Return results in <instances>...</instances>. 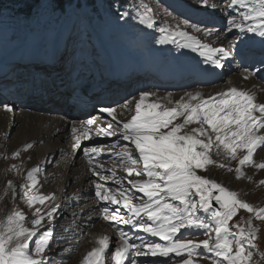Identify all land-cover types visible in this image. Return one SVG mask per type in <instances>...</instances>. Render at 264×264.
Masks as SVG:
<instances>
[{"label":"snow or ice","instance_id":"6c2138e0","mask_svg":"<svg viewBox=\"0 0 264 264\" xmlns=\"http://www.w3.org/2000/svg\"><path fill=\"white\" fill-rule=\"evenodd\" d=\"M226 2L227 0H220V4ZM195 6L205 11H215L219 7L216 3L210 5L209 0H195ZM237 6L241 9L237 15L243 19L237 20L230 16L226 21L229 29L264 37V0H231L228 10L232 11ZM121 18H124L123 14ZM185 20L194 28H200L199 24L187 18ZM140 23H145L143 17ZM208 34H211V29L208 30ZM179 35L183 36L185 33L181 32ZM208 51L217 57L211 61V65L221 69L225 61L233 59L236 55L224 47H212ZM261 65H264V59L261 60ZM199 70L207 71V68ZM257 71H264V67L258 66ZM243 79L248 80L249 76L245 75ZM24 86L19 85L20 88ZM148 95L150 93H140L139 100L135 103V115L122 123V140L127 142L125 147L131 149L134 146V152L138 154V158L132 151H126L121 157L122 163L126 161L131 165L141 163L143 165L141 169L127 168V176H143L147 179L130 180L128 181L131 185L130 189L121 186L119 190L97 183L95 197L112 205H122L128 213L125 216L119 208L115 212H110L108 207H103L105 221L129 225L132 229L158 237L160 241L166 243L148 242L142 236L126 238L128 233L120 230L123 243L116 247L110 260L113 264H129V255L135 250L136 256L151 255L170 258V254H174L176 257H181L180 264H194L193 258L202 255L198 249L203 247L208 253L220 258L213 259L212 264H225V262L226 264H247L252 252L245 247V230L240 229L238 233L231 232L229 221L237 215L238 209H244L249 213L254 209L248 203L239 200L234 192L227 191L220 184L199 175L198 170H203L206 165L215 163L209 155L214 147L222 148L233 160L238 158V150L245 151L246 154L239 158V165L254 163L253 154L257 148L264 145V134H260L261 129H264V103L257 104L249 92L232 87L219 99H210L194 105L183 103L179 106V111L175 108L157 111L158 104L144 103ZM197 95H191V99L196 100ZM127 103L125 101V107ZM0 107L8 112L14 111L11 105H0ZM97 111L100 114H106L99 115L98 119L107 121V126L96 127V135L111 138L114 134L109 129L121 126L117 108L99 106ZM256 112L260 115H255ZM177 116L185 117L183 124L173 125V120ZM87 123L91 125L93 120L89 119ZM190 123L200 124L199 128L192 129L195 135L181 134L184 125ZM170 125L173 126L169 127ZM204 125H207V129ZM164 129L167 131H163ZM77 131L78 129L73 127L72 132ZM83 135L84 138H88L87 132ZM202 137L205 139H201ZM76 140V144L73 145L74 152L81 149L80 137ZM25 148L31 149L33 145L26 144ZM84 151L86 154L91 152L99 155L97 146ZM12 155L15 157L19 155V152H13ZM91 162L90 158L89 163ZM220 166L223 167V165ZM255 167L264 169V163L255 164ZM39 171V166L27 170L26 179L31 181V184L22 185L21 189L35 188ZM236 171L240 172V168L237 167ZM92 175L99 176L101 181L111 179L95 170H92ZM120 181L121 178L115 179L116 183ZM260 183L264 184V181ZM8 184L11 187L12 182L9 181ZM214 192L217 194L214 195ZM136 193L142 196H137ZM193 194L199 198L198 201L192 198ZM12 195L15 200L17 198L15 190ZM49 199L51 198L45 195L29 196L28 205L30 207L37 203L44 205ZM134 200L141 202L134 203ZM213 201L218 207H214ZM198 207L205 213L210 212V217L197 215ZM33 211L36 218L31 221L32 230L25 226L29 218L22 211H14L3 224H0V264H51V259L45 253L51 252L55 233L50 227H45L42 222L47 217L49 225L54 223L55 215L60 211V205H50L44 210L34 207ZM257 215L264 218V210ZM232 227L236 228L237 225L233 224ZM182 229H203V235L209 238L199 242L194 238L185 240L182 238ZM211 232L215 233L214 243H210L212 237L209 233ZM247 239H252L250 232ZM134 240L140 242L136 243ZM98 243L100 247L93 248L87 253L84 264H105L101 257L109 246L108 239H100ZM145 248L146 252L143 251ZM185 254L187 258H184ZM131 264H139V261H132Z\"/></svg>","mask_w":264,"mask_h":264},{"label":"rangeland","instance_id":"374dc122","mask_svg":"<svg viewBox=\"0 0 264 264\" xmlns=\"http://www.w3.org/2000/svg\"><path fill=\"white\" fill-rule=\"evenodd\" d=\"M54 0L50 1L53 2ZM138 6L141 7L144 14L151 18L153 21H157L159 24H163L168 30H164L161 34H156L155 37L151 36L149 38L152 39L151 41L155 40L152 46H148V43L145 45H138L137 48L144 52L145 57H142V52L140 53V59H141V65L139 68L143 69L147 75H150V80L148 79V82H152V84H155L158 80L160 81L162 78L161 75V66H160V59L155 58L153 55L156 51V48L159 44L163 45V47L167 46L166 52L163 54V58L166 61H169L172 59V62H166L165 68L167 70L170 69H179L182 67H186L189 64L193 65H201V62L199 58H205L203 57V54H198V52L193 51L192 49L188 48L189 41L185 40V38L179 33L183 32L186 36H192L196 39H200L201 43L205 44H214L217 42L218 38L221 39V45L229 49L228 46L231 45L230 43H233L236 58H233V62H231L232 65L238 64L240 67H232L230 65V68L234 69L228 74L225 75V77L222 79V81L218 82V84H226L227 81L234 75L235 71H249L250 73L254 74L257 79L264 83V71H257L258 66L264 67V65H261V60L264 59V43H262V40H264V37H261L260 35H252L251 33H241L237 29H229L228 24L226 21L230 16L235 17L237 20H242L243 18L241 16L237 15V12L241 11L239 7L237 6L234 10L229 11L228 5L231 3V0H227L225 4H220V0H209V4L216 3L219 5V7L215 10H202L199 9L197 6H195V0H182L185 4L188 5V10H193V13L188 14V12L182 11L180 15H178L177 12L173 11V8L179 9V5H174L168 7L162 2H158V0H133ZM7 8H12L13 0H4L3 1ZM218 17V18H217ZM185 18L188 20L193 21L195 24H199L200 28L196 29L193 27L192 24H189L186 22ZM1 25V24H0ZM85 23L78 24V26L75 28L76 31L79 30V27H83V31H88V29L85 26ZM186 27V28H184ZM142 29H146V26L142 24ZM211 29V34H208V30ZM217 33V34H216ZM86 41L91 38L90 34H84ZM219 36V37H218ZM67 37V40H66ZM65 42L60 44L59 42L54 44L53 46H50L48 50H39L37 49L39 39L37 36L33 35L31 36V46H29L28 53H31V56H27L26 60L28 64L24 62H20L24 57V49L19 50H10L7 54L5 53L6 45L9 43L5 39H1L0 37V74L5 71V67L8 64H11V67L9 68L10 75H15L17 77L22 76L23 78H26V82L30 85L32 83H36L37 81L43 80L44 82H48L53 79V77L56 75L54 71L48 72V70H37L34 67V63L36 62V59L40 57L41 51H44V55L47 57H52L54 59V53L57 51H61V63L63 65V74L67 80V83L69 87L73 90V92H68V99L65 101H62L61 105H65L68 102L73 101V103L76 104L77 100L81 97L85 98L86 96L90 97L89 99L92 102H102L107 103L109 101V98H106L104 94L99 93V88L105 84H108L110 86L115 85V87H118L115 91V94L113 95V98L116 99H124L128 103L130 102V99L134 98L136 94H133L136 92V90H133L132 83L128 82L129 80H126L124 82L125 86L128 87V89L133 92L128 94H123L121 92V83L119 82L116 84V78L112 80H106L105 79V72L107 68L110 66V62H100L102 58H95L96 57V51L95 48H92L91 51L87 53V48L84 47V45L81 43L79 48L72 49L74 44V36H65ZM182 39V41L178 40V44L173 45L172 39ZM144 39V37H142ZM68 41V42H67ZM68 43V44H67ZM154 46V47H153ZM171 47L177 48L175 50L176 59L171 56V52L173 50ZM129 48V47H127ZM80 52H75V50H78ZM126 49V48H125ZM125 49L118 50L117 56L118 60L116 62V65L113 64L111 66L113 68L115 76L120 75V72H126L128 75H130L128 68H126V64H130L131 61L136 60V58H132ZM71 50V51H70ZM22 52V53H20ZM87 53V54H86ZM38 56V57H37ZM146 58V59H145ZM179 59V61H177ZM207 59V58H206ZM236 61V62H235ZM205 63V62H203ZM29 65V67H25ZM229 67H225L224 70H227ZM237 69V70H236ZM48 72V73H47ZM247 75V72H245ZM138 75V74H137ZM232 75V76H231ZM114 76V77H115ZM135 77V74L132 75ZM204 76V77H203ZM231 76V77H230ZM207 75H202V78L205 79ZM229 77V78H228ZM228 78V79H227ZM55 79H53L54 81ZM56 82V81H54ZM11 83V82H10ZM136 85L138 89H141L144 87V84L142 81L138 80L136 82ZM244 85V84H242ZM239 86L236 85H227V87H236ZM214 86H211V89ZM208 89L197 87L193 90L198 89H205V91L211 90L209 87H206ZM97 90V91H96ZM148 91V90H146ZM145 91V92H146ZM29 92V91H28ZM148 92H151L150 95H156L158 96L159 93H154V90H149ZM184 92V91H182ZM23 93V92H21ZM31 92H29L30 94ZM187 96H190L189 94L192 93V91L186 92ZM29 94H26L29 95ZM96 94V95H95ZM140 95V92L137 93ZM67 95V94H66ZM99 95V96H98ZM164 95V94H161ZM78 96V98H76ZM129 96V97H128ZM138 96V95H137ZM135 96V98L137 97ZM167 96V95H166ZM12 97L16 98V101L20 99V95L12 94ZM74 97V98H73ZM128 97V98H127ZM162 97V96H161ZM221 96H215L211 99H219ZM8 98H10L8 96ZM191 98V97H190ZM88 99V98H87ZM210 100V99H209ZM24 101V98H22V101ZM89 100H86L85 103L80 105H75V109L77 108L78 112H82V114L89 113L92 111V102ZM111 101H114L113 99ZM208 101V100H206ZM57 99H54L50 104H47L46 106L39 105L35 107H29L31 111H39L41 114L50 115L53 116L57 120L62 118L61 121H63L64 117L68 115H64L66 111L60 110L58 107H54L53 103H56ZM127 103V105H128ZM119 104V101H115L114 105ZM60 105V107H61ZM90 105V106H89ZM112 105V106H114ZM159 108H157V111L163 108L174 109L175 107L173 104H158ZM127 107V106H126ZM177 111L180 110V108H175ZM27 110V109H25ZM126 110V108L124 109ZM47 113V114H46ZM64 116V117H63ZM68 120H71V118L68 116ZM185 117L184 116H177L176 120L173 122V125L176 124H183ZM60 121V120H59ZM63 122L60 124L62 125ZM173 125H170L169 127H172ZM197 124H187L184 125V127L181 130V134L186 135H195L192 132L193 128H199L196 127ZM207 129V128H206ZM15 129H13L12 126H9L6 130V134L4 136L0 137L1 142H5L6 146H4V151L2 148V145L0 144V165L4 164L3 169H5V176L4 180L6 181V186L8 188L0 194V224H3L9 215H11L14 211H22L26 217L29 219L25 222V226L28 227L30 230L33 229V225L31 223L32 219L36 218V214L33 211L34 207L38 206H29L28 205V198L30 189L23 190L21 189L22 185L31 184L30 181L26 179V173L25 170H23L22 167H20V164L18 163L20 160L21 152L26 151L25 149L18 151L19 155L13 156L8 148V144L12 142V140L15 139L17 136V133L14 132ZM163 131H167V129H164ZM211 131L210 129L208 130ZM16 134V135H15ZM19 134V133H18ZM214 135V134H213ZM15 136V137H14ZM19 136V135H18ZM19 138L17 137L16 141ZM205 139V138H201ZM14 141L13 144L16 142ZM48 145V146H47ZM49 145L52 147L54 146L56 149L61 150L64 149L63 143L55 136L53 137V140L48 144L45 140H41L40 142L36 143L33 148L31 149L33 152L39 150V148H47ZM3 151V153H2ZM126 151H131V149H128L126 147H118L116 155L121 153V155L117 157L116 162H119L124 166V168L127 170V168L132 167L136 169H141L143 167L142 163L138 165H131L127 163L126 161L124 163L121 162V157L124 156ZM238 150L237 157L242 158V156L246 153H243V151ZM242 152V153H241ZM11 155H7V154ZM77 156H82V160L85 161L90 156L85 153L84 149L81 147V149L77 150ZM228 156L230 159H225L223 156ZM241 154V155H239ZM211 159L215 161V163L206 165L205 169L198 170V174L202 177L209 179L213 182H216L220 184L222 187H224L227 191L234 192L237 196V198L243 202L248 203L254 211L249 213L248 211L244 209H238L237 215L233 217L231 221H229V229L231 232H239L240 229H244L245 231H249L252 234V239L248 241L249 247H246L247 250H250L252 252L251 258L247 261V264H264V218H260L257 214L264 210V184L260 183V181H264V169H258L255 167V164L264 163L262 160L264 159V145H261L259 148H257V151L253 154V164H246V165H239V158L236 160L231 159L229 155L225 153V151L222 148L215 149V147L211 150L209 153ZM258 155V156H257ZM138 158V155H136ZM223 157V158H222ZM258 157V158H257ZM217 160V161H216ZM220 165H223L221 167ZM54 164L52 165L49 163L43 168L44 172H48L51 169H53ZM20 167V169H19ZM112 167V166H111ZM237 167L240 168V172H237ZM113 168V167H112ZM214 172H219L220 177L223 179H215ZM135 176V175H133ZM3 177V176H2ZM60 175H56L54 177V184L58 181L60 178ZM140 180H145L147 177H139ZM225 179L228 180L230 183L225 182ZM85 176L82 174H78L76 179L71 181L68 186L72 185V183H84ZM11 181V187L9 186L8 182ZM121 182L124 183V180L121 178ZM79 183V184H80ZM87 183L89 186H91V183L93 181L87 180ZM97 183H101L102 181L98 180ZM93 184V187L90 188L92 191L91 193V199H96L95 197V185ZM53 185L50 186V188ZM49 188V185L46 187ZM16 191L17 198L13 199V191ZM2 196V197H1ZM139 196H142V194H139ZM194 199L198 201V197H196L193 194ZM82 197L78 198H72L71 200H67L69 204H63L60 205V211L55 215V222L49 225L47 223L48 218H45V221L42 222L45 227H49L54 230V233L57 232V229H60L62 225L60 224H66L68 223L67 220L70 219V214H68L71 210H73L76 207H80L83 205ZM143 199H146V197H143ZM141 201L134 202V203H140ZM78 204V205H77ZM107 207V206H106ZM109 208V207H108ZM62 210V211H61ZM70 210V211H69ZM197 215H200L201 217H210V212L205 213L203 210H200L199 207L197 209ZM86 220V219H84ZM83 220V221H84ZM145 221H147V217H145ZM62 222V223H61ZM149 223V222H148ZM237 225L236 228H233L232 225ZM60 226V227H59ZM91 224L88 221H84L80 225V233L78 236V239L76 241L67 240L65 242H69L70 248L67 252H62L63 250L61 245L63 244V238L62 233L55 234L54 236V242L51 245V252L45 253V255L49 256L51 259V264H75L77 262L84 264V257L89 252H85L84 247V239H87L89 229ZM118 227L120 229H117V238H119L122 243L123 240L120 237V230L121 229H127L129 231L124 232H131L129 225H124L123 223L118 224ZM60 232V230H58ZM181 232L183 233V239H195L197 242L202 241L204 239H208V236L203 235L204 230L203 229H182ZM130 234V233H129ZM191 234V235H190ZM135 236H142L146 241L150 240V235L145 233H136ZM209 235L212 237V240L210 243L215 242V233L211 232ZM39 237V233H38ZM37 237V238H38ZM84 238V239H83ZM127 238V237H126ZM178 238L179 235H178ZM231 238V237H229ZM155 240H159L158 238H153ZM82 241V242H81ZM160 241V240H159ZM61 242V243H60ZM80 243V244H79ZM159 243L163 244L166 243L164 241H160ZM56 245V246H55ZM110 250H114L115 246H113V242H109ZM70 251V252H69ZM202 255L200 257H194L193 262L194 264H212L213 259H220L218 257L213 256L212 254L208 253L203 247L198 249ZM210 257V258H209ZM109 258V253H103L102 259L107 261ZM169 258V257H168ZM186 257V254L184 256ZM80 259V260H79ZM105 261V264H106ZM132 261H136L134 256L129 258V264H131ZM167 261V264H180L181 257H176L174 254H170V258ZM139 263L141 264L140 260ZM153 264V263H150ZM158 264H165L164 262L158 263ZM226 264V262H225Z\"/></svg>","mask_w":264,"mask_h":264},{"label":"bare ground","instance_id":"6f19581e","mask_svg":"<svg viewBox=\"0 0 264 264\" xmlns=\"http://www.w3.org/2000/svg\"><path fill=\"white\" fill-rule=\"evenodd\" d=\"M183 37L185 38V40L189 41L188 44L189 49L198 52V54H203V57L205 56V58H199L201 65L196 66L193 64L192 65L189 64L186 67L165 72L164 73L165 80L162 83H159V85L152 84V82L150 84V82H148V79L150 80V75H147L146 73H141V74L137 73L138 75L135 73V77L132 76L133 74L127 75V73L126 74L124 73L123 75L121 74L117 75L115 78H117V80L120 78L119 79L121 83L120 89L123 94H128L133 92V90H136V92H134L133 94H136L135 96L138 95L136 98L135 96H133L134 98L130 99V102L128 103L127 107H125L126 100L122 98H120L119 100L113 98V95L115 94V91L118 87H115V85L110 86L108 84L109 82L99 88L100 91L99 93L101 94V96L102 94H104L106 98H109V101L107 103H102V102L100 103L97 101L92 102L89 99L91 96H93L91 95L90 97L86 96L85 98L78 100L76 104L73 103V101H71L66 103L65 105H61L62 101L68 99L67 97L69 95L68 92H73V90L69 87L67 80L63 74V65L61 63V60L58 62L52 61L48 64V72L50 71L55 72L56 75L53 77V79H55L54 81L56 82H54L53 79L48 82H44L43 80H40L30 85L29 83L26 82V78H23L22 76L17 77L13 75L12 80H15L18 83L13 84L12 82L11 83L9 82L1 87L3 93H0V105H11L14 108V111L8 112L3 107H0V137L1 136L3 137L4 134H6V130L9 126H12L13 129H15L14 132L17 133V136L16 137L14 136L15 139L12 140V142L7 145L9 150L11 151L10 153L12 154L13 152H18L20 150L25 149L26 151L23 150L24 152H21L20 160L18 162L20 164V167H22L23 170H25V173L27 172V170H29L34 166H39V170H40L38 174L36 187L30 189L29 196L45 195L51 198L49 200H46L44 205H40L37 203L35 206H38L39 208L44 210L50 205H62V206L63 204L67 205L69 204L67 200H71L72 198H78V197L83 198L81 199L83 202L81 208L76 207L71 211L69 210L70 212L68 214H70L71 216L70 219L67 220L68 223L60 224L62 226L61 227L59 226L60 229H57V232H55V234H58V236L59 233H62V238H63L62 241L63 244L61 245L62 247L61 250H63L62 252H67L68 249L70 248L69 246L70 243L69 242L67 243L65 241L71 239L73 241H76L78 239L80 233V225L84 221H88L91 224L87 239L85 240L83 238L86 253L88 251H91L93 248H99L100 245L98 241L100 239L107 238L108 242L111 243L113 242L114 244L113 246H115V248L112 252V250H110V245L108 246L105 253H109V258L107 261L106 260L105 261L106 264H113V262L110 260V256L112 253H114L116 247L122 245V241L119 238H117V232L115 231L117 229H120L118 227V224H115L112 221H105L103 219L104 213L102 212V209L103 207L107 206L109 207L110 212H115V210L119 208L120 212L123 213L125 216H127L128 213L122 207V205L119 204L112 205L110 202L101 201L99 198L91 199L92 191L90 190V188H92L93 184H96V182L100 180L99 176L92 175V170H95L96 172L101 173L105 176L111 177V179L107 181H102V185L114 190H119L121 186L130 189L131 185L128 183V181L130 180L140 181V178L137 176H131V177L127 176V170L124 168V166H122V164H120L119 162H116L118 155L119 156L121 155V153L116 155L117 148L118 147L124 148L125 145L127 144V142H124L122 140V131H123L122 123L127 122L128 120L131 119L133 115H135V103L139 100V96H140L137 93L145 92L146 90L148 91L154 90V93H159V95L158 96L148 95L144 101L145 104H150V103L162 104V105L173 104L175 108H180L179 106L183 103H189L194 105L196 103L209 100L215 96L217 97L221 96L231 88V87H227V85L238 84L239 86H236V88L238 90H246L247 92H249L255 98L254 100L255 103L257 104L264 103V83L260 82L257 79V77L254 74L250 73L249 71L246 70L238 71L236 69L237 71L232 73V75L233 74L236 75L234 76L231 75L232 77L230 76L231 78L227 81L226 84L224 85L218 84V82L222 81V79L225 77L226 74L234 70L230 68V65L232 67H240L239 65L240 62L234 65L231 64V62H233V59L225 61L224 67L222 69L215 68L211 65V61L216 59L217 57L214 54L210 53L208 49L212 47H223L220 43L221 39L219 36L217 42H215L214 44H208V43L205 44L203 42L201 43L200 39H196L195 37L192 36L183 35ZM179 41H182V39H179ZM230 44L231 45L228 46L229 49H227V51L233 53L235 52L234 45L233 43ZM127 50H126L127 53L132 58H136L135 61H131V63L128 65L130 71L134 73L136 70H138L140 66V53L142 51L139 50L138 48H131ZM158 53L159 55H162L164 53V49H161ZM235 59L237 60L236 55H235ZM34 67L35 69H37L36 66ZM225 67H229V68H227V70H224ZM203 68H207V71L199 70ZM42 70L47 71V69L44 68ZM245 72H247V75L249 76L248 80L243 79V77L246 75ZM202 75H207V78L205 79L201 78ZM0 78H1L0 82H8L10 80L11 77L7 72V67H5V71L0 74ZM126 80H129L128 82L132 83L133 90L130 91L128 87L125 86L124 82ZM138 80L142 81L144 84V87H142L141 89H138L136 85V82ZM20 84H23L25 86L23 88H20L19 87ZM211 86L214 87L211 89ZM197 87H202L205 89H208L206 87H209L211 90L208 91H205V89L193 90ZM190 90L192 91V93L189 94L190 96H187L186 92ZM28 91L31 93L29 94ZM148 91H146V93H151ZM13 93L15 95L21 96L19 102L16 101V98L12 97ZM26 94L29 95L26 96ZM191 95H197V99L192 100L190 98ZM8 96L10 98H8ZM22 98H24L23 102H21ZM54 99H57V102L53 103V106L57 108L59 107L60 110L62 111H66L64 115H68L71 118V120L67 119L68 116L67 117L63 116L64 120L61 121L62 120L61 117L60 119L57 120L53 116L51 117L50 115L48 116L45 114H41V112L39 111L29 110L30 109L29 107H35L38 106V104L46 106L47 104H50L52 101H54ZM112 99L114 101H111ZM86 100L92 102L93 109L89 113L82 114V112H78L77 108L75 109V105L83 104L86 102ZM115 101H119V104L114 105ZM99 106H112L117 108V115H118V119L121 121V126L109 129V131L114 134L111 138L98 137L95 133L96 127L107 126V121H100L98 119L99 115H106V114L98 113L97 109ZM125 108L126 110H124ZM163 110H168V108H163L158 111H163ZM255 115L259 116L260 114L256 112ZM89 119L93 120V124L89 125L87 123ZM175 120L176 118L173 120V122ZM61 122H63L62 125L60 124ZM113 123L115 122L113 121ZM190 124L192 125L197 124L196 127H200V124L198 123H190ZM73 127H76L78 129L76 133L72 132ZM204 128H207V125H204ZM85 132L88 133V138H84L83 134ZM260 134H264V129H261ZM55 136L63 143L64 149L58 150L54 146L51 147L49 145V147L47 148H39V150L33 152L31 150L32 148L31 149L25 148L26 144L30 143L34 146L36 143L40 142L41 140H45L46 143L49 144L53 140V137ZM17 137L19 139L16 141ZM77 137H80V144L83 149H90L93 146L98 147L99 155L91 152L87 153L91 158L92 161L91 163H89L90 158L83 161L82 156L78 157L76 154L77 151L75 152L73 151V145L76 144ZM14 141L16 142L13 144ZM0 144L2 145L4 151V149H6L4 148V146H6L5 142L0 141ZM131 151L133 152L134 155H138L134 152V146L131 147ZM243 153L246 152L243 151ZM11 154H7V155H11ZM222 156L225 159H230L228 156H225L223 154ZM29 157H31V159H29ZM262 161L264 162V159ZM49 163H51L52 165L54 164V166L53 169H51L46 173L43 171V168ZM3 168H5L4 164L3 166L1 164L0 194L8 188V186H6V181L4 180L5 169ZM78 174H82L83 176H85L87 180L91 179L93 181V183H91V186H89L87 180H85L84 183L79 182L80 184L76 182L72 183V185H70L69 187L68 184L71 181L75 180ZM56 175H60L61 177L54 184L55 181L54 177ZM117 177L122 178L124 180V183L121 181L120 183H116L115 179ZM213 178L217 180L223 179L220 177L219 172H214ZM225 182L230 183L226 179ZM48 185L49 188H46ZM51 185L53 186L50 188ZM139 194L140 193H136L137 196H139ZM138 201L140 200H134L133 202H138ZM58 230H60V232H58ZM121 230L129 231L127 229H121ZM130 230H131V234L127 238H134L135 237L134 234L140 232L137 229H132L131 226H130ZM153 238L155 237L151 236L150 237L151 241L148 242H155V243L160 242L159 240H155ZM134 242L139 243L140 241L134 240ZM134 251L135 250H133L132 254L129 255V258L131 256L132 257L134 256L135 260L136 261L140 260L141 264H150V263L158 264L169 259L168 257H160V256L153 257L151 255L136 256L134 254ZM143 251L146 252L147 249L145 248L143 249ZM75 264H82V262L81 263L77 262Z\"/></svg>","mask_w":264,"mask_h":264},{"label":"trees","instance_id":"16d2710c","mask_svg":"<svg viewBox=\"0 0 264 264\" xmlns=\"http://www.w3.org/2000/svg\"><path fill=\"white\" fill-rule=\"evenodd\" d=\"M3 1L4 0H0V13H7L11 21L17 20L15 23L19 21L20 27L24 25V28H26V25L32 26L39 24L36 19L43 6L49 3V9L55 14L47 27L52 36L56 31V26H60L61 17L66 15L75 0H54L53 2H50L52 0H13V2L17 3H13L12 8H7ZM129 2L130 0H77L78 7H82L80 10L85 13L84 19L86 28L89 31L95 30L100 37L107 26V23L101 26L100 22L103 21V18L109 13V22L112 23V21H114L113 23L116 24V21L121 20L123 22L127 21L128 24V20L131 19V15L133 14V7L131 4H128ZM120 3H127L124 8H126L128 14V20L124 16ZM121 14H123L124 18H121ZM70 20L76 23L75 15H73ZM66 21H68V19H66ZM21 32H24V30H21Z\"/></svg>","mask_w":264,"mask_h":264},{"label":"water","instance_id":"95a60500","mask_svg":"<svg viewBox=\"0 0 264 264\" xmlns=\"http://www.w3.org/2000/svg\"><path fill=\"white\" fill-rule=\"evenodd\" d=\"M215 194H217V193L214 192V195H215ZM212 203H213L214 206L218 207V205H215V202H214V201H213Z\"/></svg>","mask_w":264,"mask_h":264}]
</instances>
